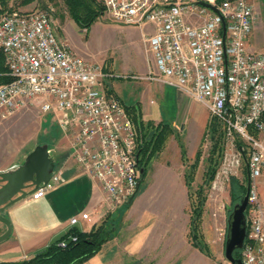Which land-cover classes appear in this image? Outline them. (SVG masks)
Here are the masks:
<instances>
[{"label":"built area","instance_id":"2783aa9c","mask_svg":"<svg viewBox=\"0 0 264 264\" xmlns=\"http://www.w3.org/2000/svg\"><path fill=\"white\" fill-rule=\"evenodd\" d=\"M97 1L111 23L141 30L155 62L156 72L145 77H120L172 87L206 108L210 126L217 124L222 157L210 191L221 194L246 167L247 235L240 260L264 264V51L247 47L259 22L252 0ZM56 25L54 8L0 16V50L13 79L0 85V126L35 104L50 114L71 138L82 172L100 183L105 210L112 214L130 202L141 180L137 132L125 105L103 87L116 74L76 53ZM59 182L52 175L31 200L43 198Z\"/></svg>","mask_w":264,"mask_h":264},{"label":"crops","instance_id":"0c3cea01","mask_svg":"<svg viewBox=\"0 0 264 264\" xmlns=\"http://www.w3.org/2000/svg\"><path fill=\"white\" fill-rule=\"evenodd\" d=\"M256 1L262 8V0H252L255 9L258 8ZM261 27V22L255 25L247 46L249 51H264ZM150 72H156L153 58L144 75ZM116 76L118 79L123 75ZM134 83L133 91L113 85L108 93L115 95L125 106L139 102L145 121L171 124L182 131L189 161L183 162L181 150L174 149L172 137H169L166 148L148 165L143 183L140 182V189L129 204L108 214L100 183L82 172L73 157L71 138L56 130L53 132L55 150L48 152L55 163L52 175L59 176L60 182L43 198L31 200L30 194L8 210L6 217L12 232L0 242L1 261H30L72 231L89 233L110 223L114 224L113 236L95 256L82 264H143L146 259V263L152 264L148 260L150 255L171 251L172 260L166 258L163 264H184V253H193L188 239L190 215L186 209L190 196L185 170L192 159L195 161L201 143L208 135V111L172 87L146 79ZM5 123L1 125L2 132L9 125ZM169 145L173 147L172 152L168 150ZM31 151L4 152L0 155V172L23 165ZM260 193L264 203V183ZM74 217L78 218V223L72 225ZM227 226L222 233L225 236ZM7 232L8 227L1 224L0 238ZM189 261V264H195L193 260Z\"/></svg>","mask_w":264,"mask_h":264},{"label":"rangeland","instance_id":"374dc122","mask_svg":"<svg viewBox=\"0 0 264 264\" xmlns=\"http://www.w3.org/2000/svg\"><path fill=\"white\" fill-rule=\"evenodd\" d=\"M19 1L20 0H11L10 8H12V10L3 12L2 14L15 11L28 13L39 9L54 8L59 37L67 39L71 48L85 60L103 65L105 71L108 73L134 77L146 76L144 73L152 62V56L146 51L139 28L113 24L106 19L102 11V15L98 17L88 29V32L84 34V27H80L73 20L63 0H35L25 7L18 6ZM215 2L220 3L222 0H215ZM261 2L263 3L262 8H260L261 6H259L256 1L258 5L256 12L259 16V22L262 24L259 32L264 42V0ZM134 82H141V79L115 78L105 81L103 87L107 92L113 89V85L119 88H131V91H133L136 86ZM108 89L110 90L108 91ZM135 104L140 105L139 102H133V104L126 105V107L130 108ZM144 122L149 136L160 130L158 127L160 124H166L163 122L157 124L154 121L145 120ZM5 124L9 125L4 127V132L0 130V155L4 154V152L13 150H20L22 153H28V151L34 150L39 145L46 147L48 151L53 153L56 144L54 141L56 137L53 135V132L56 130L62 132L53 117L50 114H43L37 104L29 109L18 112L15 116L6 121ZM168 125H170L172 130V134H170L169 137H172L174 149H180L182 153V147L180 145L182 144L186 157L187 151L184 145L185 142L182 131L175 129L171 124ZM137 133L139 135L138 131ZM208 135L203 139L198 150V152L200 151L201 153V161L195 173L191 188H188L190 200L186 213L190 215L188 239L193 248V253H184V264H189V260H193L195 264H231L225 255L227 234L225 236L222 233L224 232V227L228 225L230 215L241 201L235 204L232 203L230 182L226 183L221 194L219 192H211L209 185L206 184L205 175L209 165V152L213 146L210 134L208 133ZM168 138L164 149L166 148ZM172 144L170 145L172 146ZM170 145L168 150L172 152L173 147L170 148ZM217 157L221 162L222 155L220 157L219 152L215 155V158ZM188 161L189 159L184 160L183 158L185 164ZM193 163L194 159H192V163L188 164L185 170V181L186 175H190L192 172ZM141 168L143 169V167ZM235 178L238 179L240 185L245 186L247 189L248 177L245 166L239 171L238 176ZM262 183H264V177L262 178ZM199 188L203 189L202 196L206 199L200 221V239L198 240L200 245L203 243L201 246L202 248L195 245L196 243H194L190 237L192 206L197 200ZM205 247H207V249ZM205 249L208 250L210 254H207V252L204 251ZM172 253V251L155 253L150 255L148 260L152 262V264H163L166 258L172 260ZM197 256H200L199 260ZM150 259H152V261ZM145 261L143 264H148Z\"/></svg>","mask_w":264,"mask_h":264},{"label":"trees","instance_id":"16d2710c","mask_svg":"<svg viewBox=\"0 0 264 264\" xmlns=\"http://www.w3.org/2000/svg\"><path fill=\"white\" fill-rule=\"evenodd\" d=\"M11 0H0V15L3 12L12 10L10 8ZM35 0H20L18 6L25 7ZM71 17L80 26L84 28H90L92 24L102 15V7L96 0H63ZM12 77L8 73V68L5 64V57L0 50V85L10 83ZM126 107V106H125ZM126 111L132 119L137 133L138 153L140 157V166L143 167V174L140 182L146 176L147 167L150 162L157 157L164 149L167 138L172 134L170 125L160 124L158 127L160 130L149 136L145 122L143 120V114L139 104H135L132 107H126ZM150 125V123H149ZM208 133L213 141V146L209 152L206 172V184L214 180L217 169L220 165L219 158H215V155L219 152V156L222 155V136L219 132L217 124L209 126ZM182 155L184 160L185 150L182 144ZM201 161L200 151L197 153L196 159L192 166V172L190 175H186V184L188 188H191V184L194 181V176L197 171L198 165ZM231 185V199L232 203H239L246 195L247 189L245 186L240 185L237 178L232 177L230 180ZM203 189L199 188L197 192V200L193 203V210L191 216V231L190 237L196 243L195 245L201 247L198 240L200 239V221L203 213V206L205 205V198L202 196ZM129 204V202L127 203ZM114 224H102L101 226L94 228L91 232L85 233L80 231H72L69 236L62 238L56 243L52 244L45 252L37 255L34 259L25 262L24 264H82L95 256L114 234ZM61 244H65L63 247ZM202 248V247H201ZM207 249V247H205ZM204 250L207 254H210L208 250ZM234 256L236 259H240V250L235 251Z\"/></svg>","mask_w":264,"mask_h":264},{"label":"water","instance_id":"95a60500","mask_svg":"<svg viewBox=\"0 0 264 264\" xmlns=\"http://www.w3.org/2000/svg\"><path fill=\"white\" fill-rule=\"evenodd\" d=\"M200 4L217 12V8L211 4L203 1ZM54 171L55 163L48 149L39 145L27 156L23 165L9 171L0 172V225L4 224L8 227V232L0 238V242L12 232L10 220L6 217L8 210L32 194L40 185L47 184L51 180ZM139 189L140 182L137 191ZM247 207L248 194L246 193L228 219L225 255L231 264H242L240 259L235 258L234 253L243 247L247 235Z\"/></svg>","mask_w":264,"mask_h":264}]
</instances>
